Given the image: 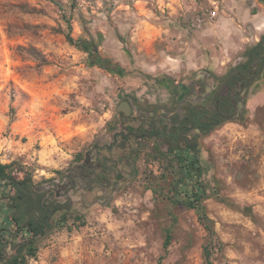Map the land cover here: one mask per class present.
I'll return each mask as SVG.
<instances>
[{"label": "rangeland", "instance_id": "374dc122", "mask_svg": "<svg viewBox=\"0 0 264 264\" xmlns=\"http://www.w3.org/2000/svg\"><path fill=\"white\" fill-rule=\"evenodd\" d=\"M69 33L111 63H91ZM263 36L264 0H0V162L15 182L54 180L103 136L124 98L166 105ZM197 145H147L111 201L53 214L37 237L17 183H0L1 264L20 251L27 264H207V250L212 264H264V91ZM184 202L203 207L212 233Z\"/></svg>", "mask_w": 264, "mask_h": 264}, {"label": "flooded vegetation", "instance_id": "af4514ba", "mask_svg": "<svg viewBox=\"0 0 264 264\" xmlns=\"http://www.w3.org/2000/svg\"><path fill=\"white\" fill-rule=\"evenodd\" d=\"M261 91L264 36L223 74L203 71L183 84L166 105L139 106L131 98H124L116 108L114 123L103 136L69 170L33 187L35 204L24 205L30 211L35 205L32 214L43 220L56 213H71L79 205L90 208L106 204L136 178L144 147L150 145L166 152L180 146L187 148L223 123L240 119L250 97ZM122 103L123 110L118 111Z\"/></svg>", "mask_w": 264, "mask_h": 264}, {"label": "trees", "instance_id": "16d2710c", "mask_svg": "<svg viewBox=\"0 0 264 264\" xmlns=\"http://www.w3.org/2000/svg\"><path fill=\"white\" fill-rule=\"evenodd\" d=\"M68 24H69V29L71 30L72 26L70 23H68ZM67 39H68L70 44L77 46L83 52L89 54L91 63L96 64V65H98L100 63H104V62L108 63V64L111 63L110 60H108V59L104 60L103 58L100 57L97 46H95L93 44H89L88 42H85L82 40L76 41L71 36V33H69L67 35ZM187 148L190 150H193V151H197L198 145H197V143L191 142L188 144ZM172 150H175V148H173ZM12 170H13L12 165H7V164L4 165L0 162V183H6L7 187L10 185H13V183H17V192H18L17 197L26 205L29 203L35 204L34 199H33V195H32V193H33L32 188L33 187L31 185H24V183H21V182H15V180L12 177V172H11ZM184 204L188 208L196 209L200 213L202 222L204 223L206 229L211 232L210 225H209L210 220L206 216V214L204 213L203 207H199L196 204H194L193 202H184ZM32 208H33V212H34L35 205H33ZM28 215L30 217V221L27 224V229L30 233H32L34 235V237H37L44 230L45 222H44V220L43 221L40 219L38 220V217L36 216L35 213H33L32 215L30 213H28ZM25 243L31 244V246H29L30 247L29 255L32 257H36V250L33 248V240H28ZM165 245H166V247L169 245V238L166 241ZM16 249H18L20 251L19 247ZM3 250H4L3 248H0V264L2 263V260L4 258V251ZM21 255H22V253L20 251L18 254V257L15 258L10 264H27L26 258L25 257L21 258ZM205 256H206L207 264H212L211 260H210L211 254L208 250L206 251Z\"/></svg>", "mask_w": 264, "mask_h": 264}, {"label": "water", "instance_id": "95a60500", "mask_svg": "<svg viewBox=\"0 0 264 264\" xmlns=\"http://www.w3.org/2000/svg\"><path fill=\"white\" fill-rule=\"evenodd\" d=\"M118 111H121V110H123V103L118 107V109H117Z\"/></svg>", "mask_w": 264, "mask_h": 264}]
</instances>
